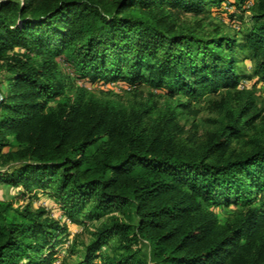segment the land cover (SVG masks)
Instances as JSON below:
<instances>
[{
    "label": "trees",
    "instance_id": "1",
    "mask_svg": "<svg viewBox=\"0 0 264 264\" xmlns=\"http://www.w3.org/2000/svg\"><path fill=\"white\" fill-rule=\"evenodd\" d=\"M223 5L252 10L241 38L203 31ZM247 58L264 82V0H0V185L48 189L68 218L100 221L62 264H147L140 240L154 264H264V111L238 87ZM59 59L89 86L164 99L74 89ZM206 93L216 128L191 140L179 117ZM66 233L0 199V264H53Z\"/></svg>",
    "mask_w": 264,
    "mask_h": 264
},
{
    "label": "rangeland",
    "instance_id": "2",
    "mask_svg": "<svg viewBox=\"0 0 264 264\" xmlns=\"http://www.w3.org/2000/svg\"><path fill=\"white\" fill-rule=\"evenodd\" d=\"M251 7V4H248ZM247 6L240 12L234 8L228 6H221L218 10L212 9L210 13L203 15L201 24L204 26L203 31L210 32L214 27H217L222 33H230L241 38V32L250 26L251 9ZM181 18L185 21H193L190 14H183ZM243 59V58H242ZM59 70L63 77L71 80V86L74 89L85 86L90 89V93L95 96H116L123 101L130 98H136L137 100L144 101L150 95H153L154 100L161 103L164 96L160 92H154L153 89L147 85H142L133 94L126 93L124 84L121 82H114L112 84L95 83L88 85L82 83L80 80H76L70 67L66 63L59 59ZM254 61L247 58L241 61L237 68L239 72L244 74V79L238 85L239 88H245L251 90L254 93V97L257 106L264 111V82L260 78L253 74ZM4 81L0 74V89H4ZM87 85V86H86ZM178 100L184 102L186 98L184 96H176ZM219 98L218 93H206L200 96L196 100H191L189 103V110L185 111L183 115L179 117V125L183 128V135L191 140L201 141L205 134L213 131L216 128L215 120L217 113L212 110L211 102ZM54 104V103H53ZM4 168L0 167V170ZM23 189L21 187L13 188L9 186L0 185V199L13 203V206L25 205L29 203L34 210L44 209L48 215L58 220L61 224L67 227V233L64 235L60 245L59 252L53 262V264H62L63 259L70 261L67 255V249L73 243L78 244L80 248V242H86L89 239V231L93 226L98 225L100 221L88 222L81 219L80 216L70 219L59 208L58 203L53 199L50 190H37L34 189L31 192L22 197ZM229 209L217 207L215 212L217 213L220 221H223L227 215ZM114 243H110L112 246ZM143 258L147 264H154L150 258V250L148 243L140 240L137 244ZM112 248V247H111ZM110 247H105L104 250L108 251Z\"/></svg>",
    "mask_w": 264,
    "mask_h": 264
},
{
    "label": "built area",
    "instance_id": "3",
    "mask_svg": "<svg viewBox=\"0 0 264 264\" xmlns=\"http://www.w3.org/2000/svg\"><path fill=\"white\" fill-rule=\"evenodd\" d=\"M109 84L114 85V82L109 83ZM124 89H125V91H129L131 88L129 86H127V85L124 84Z\"/></svg>",
    "mask_w": 264,
    "mask_h": 264
}]
</instances>
